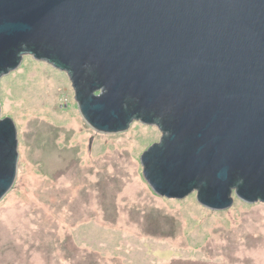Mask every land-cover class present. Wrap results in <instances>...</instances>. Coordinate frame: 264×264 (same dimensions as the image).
Listing matches in <instances>:
<instances>
[{"label": "water", "instance_id": "water-1", "mask_svg": "<svg viewBox=\"0 0 264 264\" xmlns=\"http://www.w3.org/2000/svg\"><path fill=\"white\" fill-rule=\"evenodd\" d=\"M25 55L67 73L97 132L159 129L141 155L158 195L264 203V0H0V79ZM18 158L0 117V200Z\"/></svg>", "mask_w": 264, "mask_h": 264}, {"label": "rangeland", "instance_id": "rangeland-1", "mask_svg": "<svg viewBox=\"0 0 264 264\" xmlns=\"http://www.w3.org/2000/svg\"><path fill=\"white\" fill-rule=\"evenodd\" d=\"M0 105L19 153L0 200V264H264V203L233 194L213 210L195 192L158 195L141 155L159 129L97 132L66 72L25 55L0 79Z\"/></svg>", "mask_w": 264, "mask_h": 264}, {"label": "bare ground", "instance_id": "bare-ground-1", "mask_svg": "<svg viewBox=\"0 0 264 264\" xmlns=\"http://www.w3.org/2000/svg\"><path fill=\"white\" fill-rule=\"evenodd\" d=\"M29 61V59H27Z\"/></svg>", "mask_w": 264, "mask_h": 264}]
</instances>
